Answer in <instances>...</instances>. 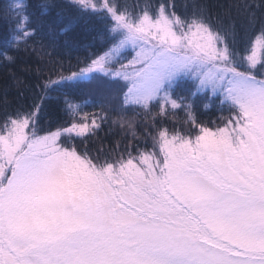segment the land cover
Wrapping results in <instances>:
<instances>
[{
	"label": "snow or ice",
	"instance_id": "obj_1",
	"mask_svg": "<svg viewBox=\"0 0 264 264\" xmlns=\"http://www.w3.org/2000/svg\"><path fill=\"white\" fill-rule=\"evenodd\" d=\"M0 24V264H264V0H10Z\"/></svg>",
	"mask_w": 264,
	"mask_h": 264
},
{
	"label": "trees",
	"instance_id": "obj_2",
	"mask_svg": "<svg viewBox=\"0 0 264 264\" xmlns=\"http://www.w3.org/2000/svg\"><path fill=\"white\" fill-rule=\"evenodd\" d=\"M8 2H10V0H0V7L4 6ZM133 2H134V0H133ZM178 2H180V0H178ZM234 2H236V0H208V3L213 5V6H217L220 4L227 5V4L234 3ZM253 2H260V0H253ZM232 15H233V17H236L235 10H233ZM236 19H237V23H239V18L236 17ZM81 30H82V26L80 29H78V31H81ZM3 33H4L3 25L0 24V39L3 38ZM93 35H95V33L87 36L86 39L83 41V43L91 44ZM99 46H100V41L97 39L95 44H93L91 47L81 46V47L77 48L76 50H74L70 55H65L64 60H63L65 66H67L69 62L75 64L77 62V60H84L86 57L92 55L94 52L99 51ZM57 59H59V57H57ZM38 60H39V56H33L31 58L30 63L32 64L33 67H35V63ZM18 71H19V69H18ZM3 79H4V72L2 69H0V86H2ZM33 83H34V81H33ZM10 91H11V95L9 98L12 99L15 96V89H11ZM53 103H55V100H53ZM88 110L89 111H95V109H93V108H89ZM131 115H132V113H129V117H131ZM218 115H219V113H216L213 111V112H210L208 115H206L202 118L213 119V118H215V116H218ZM134 130L138 135H143L145 133L146 129H145V126L143 124L142 118H138L136 120ZM99 135L102 138L103 142L107 145L114 144V142L116 140H119L122 138L126 142L127 139L130 138L129 130L121 129L119 127V125L114 126L112 128L111 132H109L108 126H105L104 131L101 132Z\"/></svg>",
	"mask_w": 264,
	"mask_h": 264
}]
</instances>
